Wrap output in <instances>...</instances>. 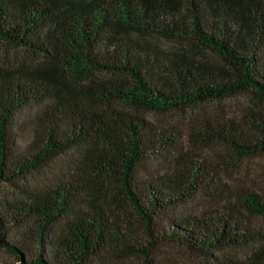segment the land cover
<instances>
[{
  "label": "trees",
  "instance_id": "trees-1",
  "mask_svg": "<svg viewBox=\"0 0 264 264\" xmlns=\"http://www.w3.org/2000/svg\"><path fill=\"white\" fill-rule=\"evenodd\" d=\"M163 40L208 50L224 68L190 49L167 52ZM0 43L29 58L0 67V184L78 154L65 179L0 201V249L21 264H99L119 254L148 264L164 242L202 254L256 245L230 264H264V235L249 220L264 217L260 194L159 226L161 211L219 180L198 154L138 178L152 157L179 151L173 130L147 114L247 93L264 106V1L0 0ZM33 107L31 141L19 150L12 125ZM211 132L240 156L264 153V116Z\"/></svg>",
  "mask_w": 264,
  "mask_h": 264
},
{
  "label": "rangeland",
  "instance_id": "rangeland-1",
  "mask_svg": "<svg viewBox=\"0 0 264 264\" xmlns=\"http://www.w3.org/2000/svg\"><path fill=\"white\" fill-rule=\"evenodd\" d=\"M160 45L163 50L175 54L181 49H190L197 52V57H200L209 67L224 68L223 61L216 54L208 50L197 49L190 42L183 48L165 40L160 41ZM28 59L24 52L0 43V67L18 66ZM36 110L37 108L33 107L21 111L13 122V130L20 137L19 150L31 141V132L27 128V122ZM147 115L154 124L173 130L179 151L172 149L163 152L140 166L138 174L140 182L153 176L158 177L170 173L174 168L177 169L179 157L183 154L189 156L198 154L199 159H204L213 169L214 178L219 180L216 189L197 193L185 202L161 211L156 218L159 226L166 225L176 217L199 216L210 210H221L229 203L234 204V199L237 204H240L248 192H257L264 198V153L240 156L231 146L208 138L213 134L212 127L216 128L220 124L227 125L231 121L243 125L245 122L259 121V117L264 116V106L259 105L251 94L210 101L164 114L149 113ZM76 157H78L77 152L72 151L25 177L21 176L12 182H2L0 201L5 199L26 200L35 188L52 186L65 179L72 165L77 162ZM225 202H227L226 205ZM129 216L134 223L133 228L136 229V234L143 236L144 232L139 224L140 219L135 213ZM249 220L264 235V217L253 215L249 217ZM256 248V245H249L202 254L182 245L164 242L157 248L152 261L148 264H230L234 260L248 257ZM123 255L119 254L115 257L108 255L100 260L99 264H146L141 257ZM0 264H21V261H18L15 255L0 249Z\"/></svg>",
  "mask_w": 264,
  "mask_h": 264
}]
</instances>
